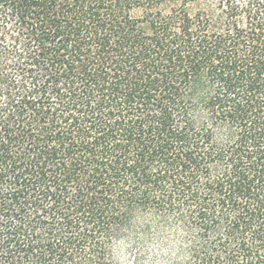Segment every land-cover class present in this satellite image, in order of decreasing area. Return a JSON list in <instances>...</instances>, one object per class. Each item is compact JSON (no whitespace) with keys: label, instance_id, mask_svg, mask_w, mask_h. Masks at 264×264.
<instances>
[{"label":"trees","instance_id":"1","mask_svg":"<svg viewBox=\"0 0 264 264\" xmlns=\"http://www.w3.org/2000/svg\"><path fill=\"white\" fill-rule=\"evenodd\" d=\"M0 264H264V0H0Z\"/></svg>","mask_w":264,"mask_h":264}]
</instances>
